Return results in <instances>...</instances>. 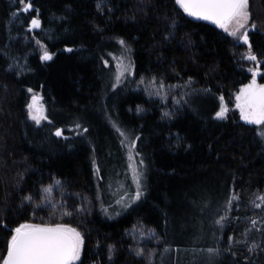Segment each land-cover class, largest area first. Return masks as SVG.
<instances>
[{
	"label": "trees",
	"instance_id": "16d2710c",
	"mask_svg": "<svg viewBox=\"0 0 264 264\" xmlns=\"http://www.w3.org/2000/svg\"><path fill=\"white\" fill-rule=\"evenodd\" d=\"M28 2L24 12L0 0V262L11 229L28 222L78 227L77 264H264V218L250 219L264 195V138L234 108L254 78L251 55L264 84V0H249L247 43L175 0ZM121 52L133 69L125 83L112 61ZM37 94L39 124L26 107ZM132 154L144 161L142 195L124 207ZM135 225L153 231L132 240Z\"/></svg>",
	"mask_w": 264,
	"mask_h": 264
},
{
	"label": "snow or ice",
	"instance_id": "6c2138e0",
	"mask_svg": "<svg viewBox=\"0 0 264 264\" xmlns=\"http://www.w3.org/2000/svg\"><path fill=\"white\" fill-rule=\"evenodd\" d=\"M23 6L19 11H28L32 4L30 2L25 3V0H20ZM175 3L183 9L184 12L191 16L201 17L205 20H210L229 32L230 35L238 37L239 40L248 42V30L249 28H255L254 23H250V10L249 0H175ZM40 21L37 17H33L29 27H39ZM243 32L241 35L240 33ZM123 43V41H121ZM71 51V49H69ZM52 53L45 51L40 59H51ZM250 59L255 60V55H251ZM105 63H108L105 61ZM11 67V66H10ZM116 80L119 83L120 77L124 71L128 70V66L119 65ZM255 77V72H253ZM191 79V78H189ZM187 83V82H186ZM116 84H113V88ZM165 85L161 81L159 83V90L155 92L158 96H163ZM32 90L29 89V92ZM38 97L32 96L31 101L27 104L28 116L37 124L41 122V118L47 120L48 117L43 115V110L38 106ZM236 107L240 109L241 118L255 122L256 124L264 123V84H256L255 78L247 84L242 85L240 92L236 96ZM179 103V101H177ZM137 111H140L139 107ZM226 109L221 107L219 111L215 113L216 117H224ZM167 115V113H166ZM75 128H80L81 125H74ZM87 131V129H84ZM56 136L63 135V131L60 128L55 130ZM123 135V133H121ZM264 135V132L261 133ZM135 141L129 146L133 148ZM131 159V156H130ZM140 165H143L144 161H139ZM95 166V165H94ZM129 167L133 171V176L137 184V191L131 197V200H137L142 195L140 190V177L142 172L139 168L133 167L132 164ZM99 172V169H96ZM54 183L59 185L61 182L55 180ZM45 191H52L51 185L45 188ZM30 200L31 197H25ZM264 200V195L260 197ZM231 202V198L229 203ZM117 203H123L122 200ZM259 206V205H257ZM127 207V204H124ZM107 211V209H105ZM70 214V213H66ZM224 217H219L216 220L217 224H222ZM256 223L255 220L252 222ZM12 235L7 242V253L4 255L0 264H72L73 261L80 258L81 247L83 245V236L75 228H71L68 225H42L31 224L24 222L18 225L16 228L11 229ZM153 230L149 229V233ZM148 233L140 232L141 236H145ZM232 239L231 237L229 238ZM252 246H249L251 250ZM111 251V246L110 249ZM143 249H137V255L143 253ZM210 253L216 252V249H208Z\"/></svg>",
	"mask_w": 264,
	"mask_h": 264
},
{
	"label": "rangeland",
	"instance_id": "374dc122",
	"mask_svg": "<svg viewBox=\"0 0 264 264\" xmlns=\"http://www.w3.org/2000/svg\"><path fill=\"white\" fill-rule=\"evenodd\" d=\"M35 17V16H33ZM224 33H226L227 35L231 36L232 38H235V39H238V37H234L232 35H230L229 32L225 31L223 28H221L220 26H218ZM249 32V30H248ZM241 35L243 34V32L240 33ZM247 56H249V54H247ZM112 61H113V65H114V74L115 76H117V72L119 70L118 66L119 65H124V66H128V70L124 71L123 74L121 75L120 77V80H119V83H125V82H128L129 80H131V78L133 77V69H132V66L130 64V60L128 58V55L125 53V52H121L117 55H113L112 57ZM254 68H253V72L256 70L257 68V60H254ZM260 66V65H259ZM252 72V73H253ZM250 83V82H249ZM256 84L260 85V84H263V83H259L257 82ZM38 96V94L36 95ZM199 96V95H198ZM237 96V95H236ZM37 104L38 106L43 110V115H44V106L42 105V103L39 101H37ZM236 104H237V99L235 97V102H234V108L237 110L238 114H239V117L240 119L245 122V123H248V124H253V125H257L258 129H259V133L261 135L262 132H264V123H261V124H256L255 122H249V121H246L244 119L241 118V112H240V109L238 107H236ZM221 107H224L226 109V112H225V115L227 114V107L225 106V104H222ZM220 107V108H221ZM224 115V116H225ZM217 118H223V117H217ZM45 119L41 118V122L44 121ZM40 122V123H41ZM62 136V135H61ZM263 138H264V135H261ZM132 156V165L133 167H137L140 169L139 166H141L143 168L142 165H139V161H137L135 158H134V154L131 155ZM139 159V158H138ZM141 170V169H140ZM142 178L140 177V185L142 187ZM131 184H132V188L129 187V188H125V190L123 192L120 193V197L118 198L117 201L119 200H122L123 203H118V205H121V206H124V204H127L129 201V199H131V197L135 194V192L137 191V184H136V181L134 179V176H133V171H132V176H131ZM140 190H142L140 188ZM130 195H132L130 197ZM263 194H256L253 199H252V207L259 210L257 211V213L255 214H252L251 215V224H253V220L256 221V225H258L259 227L261 226V224L263 223V219L264 218V200H261L260 197L262 196ZM259 205V206H257ZM61 225H68L70 226L71 228H75L77 231L80 232V234L83 236V233L81 232V230L78 228V227H75V226H72V225H69V224H61ZM143 231L145 233H148L149 231L146 229V227L144 226H141V225H135L132 229H131V234H128V236L130 237V235L132 236V240H134V238L138 237V236H141L140 235V232ZM232 238L233 236L231 234L228 235L227 237V244L229 242H232L233 240L229 239V238ZM83 241H84V238H83ZM137 241H134V243H136ZM83 247V245H82ZM82 247H81V252H82ZM80 258H81V253H80ZM80 258L78 260H75L72 262V264H77L80 260Z\"/></svg>",
	"mask_w": 264,
	"mask_h": 264
},
{
	"label": "water",
	"instance_id": "95a60500",
	"mask_svg": "<svg viewBox=\"0 0 264 264\" xmlns=\"http://www.w3.org/2000/svg\"><path fill=\"white\" fill-rule=\"evenodd\" d=\"M185 13H186V12H185ZM186 14L189 15L188 13H186ZM189 16H191V15H189ZM191 17H193V18H195V19L203 20V21H206V22H209V23H212V24L218 26L217 24H215L214 22H212V21H210V20H205V19H203V18H201V17H195V16H191ZM259 65H260V64L257 63L256 72H258ZM255 77H256V74H255ZM255 77H254V78H255ZM255 82L257 83L256 79H255ZM37 97H38V96H37ZM38 98H39V97H38ZM58 137H61V136H58Z\"/></svg>",
	"mask_w": 264,
	"mask_h": 264
}]
</instances>
